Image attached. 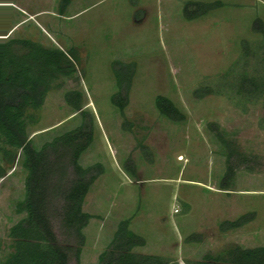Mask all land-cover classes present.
I'll list each match as a JSON object with an SVG mask.
<instances>
[{"label": "rangeland", "instance_id": "1", "mask_svg": "<svg viewBox=\"0 0 264 264\" xmlns=\"http://www.w3.org/2000/svg\"><path fill=\"white\" fill-rule=\"evenodd\" d=\"M193 2L222 6L188 20L184 8ZM59 4L0 0V21L6 38L62 50L74 47L80 57L75 78L61 80L41 109L29 112L27 127L37 149L77 127L80 111L64 100L65 92L72 90L82 93V110L93 119V142L79 162L83 167L100 163L104 173L83 203V211L93 218L84 229L79 262L71 254L67 264H97L120 220H129L130 229L145 239V246L134 252L159 255L170 264H186L235 246H264V107L261 101L239 99L224 88L222 77L228 75L230 82L241 72L245 43L251 51L246 70L264 72L259 64L264 49L253 56L264 43V0H71L63 15ZM113 61L136 63L124 111L130 126H123L110 103L116 91ZM201 86L211 91L198 97L195 91ZM157 96L169 99L184 120L161 115L155 107ZM210 124L248 159L230 161L234 176L224 188L227 150ZM125 165L134 169V177ZM4 167L0 259L9 252L8 229L23 217L15 205L23 198L25 177L19 156L11 167ZM60 205L58 200L52 203L51 224L63 243ZM251 212L255 218L245 226L218 230L222 221ZM194 234L200 235V243L187 240Z\"/></svg>", "mask_w": 264, "mask_h": 264}, {"label": "trees", "instance_id": "2", "mask_svg": "<svg viewBox=\"0 0 264 264\" xmlns=\"http://www.w3.org/2000/svg\"><path fill=\"white\" fill-rule=\"evenodd\" d=\"M70 2L71 0H60V15L65 13ZM221 6L220 2H193L186 5L184 15L188 20H193ZM4 30L0 21V158L3 162L0 164V179L6 174L4 166L11 167L18 156L25 177L23 198L15 205V212L23 217L8 229L9 252L4 259H0V264H67L71 254L78 263L85 243L84 229L93 218L83 211V203L92 184L104 173L100 163L83 167L79 162L81 155L93 142L92 116L82 110V93L72 90L65 92L64 100L73 111H80L81 122L77 127L45 142L38 149L32 146L27 127L31 118L29 112L41 109L47 94L59 87L61 80L75 78L80 57L74 47L62 50L45 47L30 39H10L6 38ZM263 49L264 43L254 50L253 56H257ZM250 52L245 43V66L230 82L228 75L222 76L223 85L239 99L249 103L261 101L264 107V72L253 69L250 74L246 70ZM262 52L260 60L263 63L259 64L264 69V50ZM111 71L116 91L111 95L110 103L123 118V126H130L124 111L129 103L136 63L113 61ZM220 88L218 86L215 92L219 94ZM210 91L209 86H201L195 94L203 97ZM155 107L169 120L180 122L185 118L163 96L156 97ZM209 126L222 147L227 150L224 188L234 176V166L230 161L235 158L240 163H246L248 159L230 146L224 133L216 125ZM139 147L147 160L151 161L147 147L141 142ZM124 169L135 176L131 166L125 165ZM57 200L61 202L58 217L65 239L63 243L59 242L51 224V207ZM254 218V212L246 213L233 221H222L218 230L224 233L238 229ZM200 239L198 234L187 238L198 240L199 243ZM144 246L145 239L130 229L129 220H120L107 247L98 256L97 264H170L162 256L134 252L135 248ZM1 248L0 239V251ZM186 264H264V246H235L218 254L206 253L200 259Z\"/></svg>", "mask_w": 264, "mask_h": 264}]
</instances>
